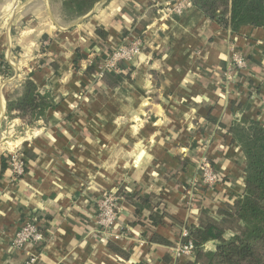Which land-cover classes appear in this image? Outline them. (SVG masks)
Listing matches in <instances>:
<instances>
[{"label": "crops", "instance_id": "1", "mask_svg": "<svg viewBox=\"0 0 264 264\" xmlns=\"http://www.w3.org/2000/svg\"><path fill=\"white\" fill-rule=\"evenodd\" d=\"M177 3L180 13L168 10ZM129 31L142 50L109 71L118 85L85 72ZM234 54L243 69H232ZM26 78L54 106L31 124L13 116L2 126ZM263 101L264 28H220L192 0H101L78 18L60 0H0V163L16 151L25 161L21 176L8 159L0 172V264H184L173 250L181 231L242 195L245 158L229 128L264 121ZM203 157L216 186L198 182ZM109 191L117 219L103 233L95 202ZM33 219L45 242L11 245Z\"/></svg>", "mask_w": 264, "mask_h": 264}, {"label": "trees", "instance_id": "2", "mask_svg": "<svg viewBox=\"0 0 264 264\" xmlns=\"http://www.w3.org/2000/svg\"><path fill=\"white\" fill-rule=\"evenodd\" d=\"M60 1L67 16L78 18L101 0ZM192 3L220 28L233 32L245 25L264 28V0H192ZM4 66L7 68V63ZM85 72L107 86L120 82L109 72L98 78L97 70L90 66ZM53 106L51 92L40 91L33 80L26 78L18 95L6 102V114L15 113L21 119L30 115L33 123L43 119ZM229 132L231 141L245 158L242 195L226 201L215 217L202 214L199 224L189 228L183 241L191 240L194 250L193 257L184 264H264V121L251 120L247 125L235 123ZM6 159L8 157L1 158V173L6 170ZM160 219V215L150 214L152 224H158ZM154 239L163 242L158 237ZM209 241L212 246L208 247Z\"/></svg>", "mask_w": 264, "mask_h": 264}, {"label": "built area", "instance_id": "3", "mask_svg": "<svg viewBox=\"0 0 264 264\" xmlns=\"http://www.w3.org/2000/svg\"><path fill=\"white\" fill-rule=\"evenodd\" d=\"M151 3L157 4L159 0H150ZM171 12L180 13L182 10V4L177 3L174 7H171ZM169 12V11H168ZM142 50L140 38L134 35L131 31L123 37L122 42L116 46L107 56L101 60L98 67L97 77H101L105 72L121 71V67L124 64H132L139 56ZM246 66V59L239 55H233L232 69L240 70ZM264 109V101H263ZM8 164L13 176H21L25 172V161L23 159L22 152L16 151L8 157ZM198 182L202 186H216L220 183V178L213 170L210 162L205 158H201L197 163ZM198 182H196L198 184ZM196 185V184H195ZM195 191V187L192 191ZM191 197H193V192ZM117 199L118 196L115 192H106L99 197L95 202V219L98 228L101 232H110V229L115 225L117 219ZM110 234H113L112 232ZM114 235V234H113ZM188 235V229H183L180 234V240L174 247V253L177 257H193V242L191 240L183 241V237ZM121 236V233L115 232V237ZM46 235L40 225L33 219L32 221H26L19 229H17L14 235L10 239L11 245L16 248H22L26 243L33 244L35 246L42 245L46 240ZM34 258L31 257L25 264H31Z\"/></svg>", "mask_w": 264, "mask_h": 264}, {"label": "rangeland", "instance_id": "4", "mask_svg": "<svg viewBox=\"0 0 264 264\" xmlns=\"http://www.w3.org/2000/svg\"><path fill=\"white\" fill-rule=\"evenodd\" d=\"M126 34H128V33H126ZM125 34V35H126ZM114 48H112V49H108L107 50V52H106V54L104 55V57L101 59V60H103L106 56H107V54L108 53H110L112 50H113ZM99 67V66H98ZM16 114L14 113V114H11V116H7V114H6V118H5V120L2 122V126H4V122L5 121H7V120H10V118H12L13 116H15ZM22 121L24 122V123H26V124H31V118H30V115H28L26 118H24V119H22ZM7 124L5 125V127H3L4 129H5V134H10V133H13L12 131H9L8 132V129H6L7 127Z\"/></svg>", "mask_w": 264, "mask_h": 264}, {"label": "clouds", "instance_id": "5", "mask_svg": "<svg viewBox=\"0 0 264 264\" xmlns=\"http://www.w3.org/2000/svg\"><path fill=\"white\" fill-rule=\"evenodd\" d=\"M224 166H225V167H227V166H228V162H227V161H225V163H224Z\"/></svg>", "mask_w": 264, "mask_h": 264}]
</instances>
